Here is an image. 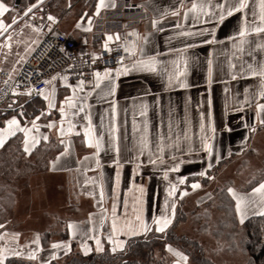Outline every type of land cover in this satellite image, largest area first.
Returning a JSON list of instances; mask_svg holds the SVG:
<instances>
[{"label":"snow or ice","instance_id":"1","mask_svg":"<svg viewBox=\"0 0 264 264\" xmlns=\"http://www.w3.org/2000/svg\"><path fill=\"white\" fill-rule=\"evenodd\" d=\"M45 0H27L23 8H17L14 4H9L6 0H0V47L7 49L11 53L14 36H23L24 29L28 28L35 34L36 38L28 37L30 43L16 39L15 43H25V53L30 54L35 51L33 45L39 43V37L47 29L53 32V26L59 23V17L51 13L44 12ZM67 7L71 9V0H68ZM118 5L117 0H94L92 12L87 10L79 15L73 28L82 33L80 39L84 45L89 44V34H91L101 45V50L89 53L81 52L89 60H82L88 64L91 79H85V71L78 69L75 83L69 82L70 70L76 69L77 57L68 52L63 46L59 47L62 57L68 61L66 69L57 72L42 81L44 87L39 88L35 85L10 88L14 96H33L42 97L41 107L34 109L31 115L24 109L23 105L16 104V101L8 104V109H13V105L20 108V111L0 119V149H4L8 142L15 138L21 143L23 153L31 156L33 151L42 143H48L50 136L48 133L41 132L45 127L49 131L56 130V141L63 148L54 159L50 161V170H60L61 161L72 155V142L69 137L79 136L77 131V117L83 114L82 119L86 125L82 126L83 140L87 147L93 152L83 157V160H91L95 164V171L100 169L99 177H87L83 181V186L92 185V190L83 194L96 199L100 206L99 213H89L86 222L70 221L67 223V230L72 239L80 237L79 247L85 255L93 251L88 241H94L95 251L104 252V245H109L110 252H126L129 241L135 237H143L147 240L149 234H160L164 236L177 214V206L183 198L187 197L191 191L204 187L201 180L206 182L214 181L216 177L210 174L217 165L224 160V154L217 149L218 132H232L233 129L223 124L219 129L209 111L207 122L205 113H199V136L198 143L191 132V121L185 117L181 129L180 122L174 125L171 117L167 123V130H164L163 121L160 130L156 133L153 140L150 122L147 119L149 105L145 101L139 104L138 114L142 121L138 124L135 119L136 112H133V143L129 148L132 153L130 159L124 163L132 164L130 176V186L124 193L121 200L122 170L124 163L121 162L120 148V125L118 121V102L115 99L119 88V80L131 72L151 73L164 78V86L167 89L179 87L186 89L190 85L185 77L189 66V50L199 44L217 45L228 43L225 49L228 54L229 69L231 79L238 77L252 78L256 83L246 87L243 93V101L237 100L238 107H233V112L244 113L245 108L253 112V117L241 122L248 131V135L242 137L240 153L250 147L249 141L259 129H264V0H177V4L171 7H160L156 0H148L144 4L125 3V8H139L147 13L149 8L153 12L150 20L153 31L140 33L135 28L124 34L121 32H108L101 30L99 34L94 32L98 27V21H103V13L115 10ZM239 14L238 24L235 29L225 39L217 38V28L224 24L227 18ZM7 14V18H6ZM169 17L175 18L169 20ZM183 21V23L181 22ZM165 23H171L175 29L172 35L167 37V42L171 45L172 41L178 38H185L182 47L169 46L166 53H161L153 48L149 51L148 46L153 43L152 37L157 32L164 31ZM19 25V27H15ZM200 27H197V26ZM128 28V25H124ZM57 36L60 33H55ZM115 45V47H113ZM116 53L113 56V53ZM168 56L170 59H163ZM25 56H20V61L25 60ZM90 61V63H89ZM103 61L104 66L96 67L98 62ZM208 64V83H212L213 61L211 58ZM114 65V66H109ZM13 72L8 74L5 84L13 79ZM57 82H62L66 89H70L69 95H65L62 100L57 101ZM227 92L228 89L226 88ZM95 95L98 102H107L109 107L105 112L109 113V123L107 125L108 139L105 141L103 134H97L96 125L93 124L91 108L88 98ZM110 98V99H109ZM209 108L211 98L208 99ZM135 108V106H134ZM127 111V110H125ZM58 114L59 119H51L53 113ZM47 121L45 124L39 123L41 118ZM103 124L104 116L101 115ZM154 145V147H153ZM255 151V149H252ZM111 151V165L114 166V176L108 178V188L111 192V209L104 208L106 199L105 180L103 165L101 164V152ZM234 155L231 148L227 150V156ZM200 162L199 171L188 175L179 174L181 167L186 163ZM77 161V171H80ZM151 166L153 172H159L161 181L165 187L162 202L156 205V211H150L147 199V186L145 183H137L136 176L141 174L144 167ZM71 171V169H64ZM89 169H85V172ZM173 174H176L173 176ZM198 177V178H197ZM151 179V176L149 177ZM252 177V180H255ZM252 180L248 181L251 185L250 191L238 190L235 186L228 185L222 191H226L231 200L234 201V212L238 217V222L243 225L252 216L264 217V171L259 180L252 185ZM79 184V181H77ZM98 199H97V191ZM79 195V194H78ZM158 196V193H154ZM209 199L211 195L207 194ZM202 202L201 200L197 201ZM122 205V211L118 207ZM87 224V227L82 226ZM5 223H0V264H13L14 260L21 262L27 261L28 264H51L52 260L58 259L59 253L65 254L71 251V240H60L51 243V259L41 258V236L35 234L34 238L25 244H20L21 233L9 231ZM107 225V229L105 226ZM166 251L174 259L172 264H189V256L185 252L173 247L172 244L165 245ZM127 264V261L124 262Z\"/></svg>","mask_w":264,"mask_h":264},{"label":"crops","instance_id":"2","mask_svg":"<svg viewBox=\"0 0 264 264\" xmlns=\"http://www.w3.org/2000/svg\"><path fill=\"white\" fill-rule=\"evenodd\" d=\"M136 2L147 3L148 0H134ZM6 2L9 3L8 0ZM160 7H171L177 4V0H156ZM18 8V7H17ZM19 9V8H18ZM150 18L143 21L141 25V33L153 31L151 29L150 20L153 16L151 8ZM239 14H235L232 17L226 19L224 24L217 28V38L225 39L226 35L230 34L238 24L237 17ZM7 18V14H6ZM175 18L169 17V20H174ZM58 23V28L66 33L72 34L77 39L81 35H77L74 30L71 31L65 23L63 24V18H60ZM183 23V21H181ZM19 25L15 26L18 27ZM197 27H200L199 25ZM175 29L171 26V23H165L164 31L157 32L153 35V43L148 46L149 51L155 48L161 53H166L169 46H175L177 48L182 47L185 38H178L172 41L171 45L167 42V37L172 35ZM78 36V37H77ZM21 38V36H19ZM80 42L82 43L81 39ZM197 43V46L189 50V66L187 71V76L185 77L187 83L190 85L186 89H181L179 87H173L172 89H167L164 86V78L156 76L151 73H141V72H131L127 76H123L119 80V88L117 90L115 99L118 102V123L120 125V148H121V162L124 163L126 160L130 159L132 153L129 148L133 143V112L135 110V119L139 124L143 118L138 114L139 104L141 101L147 102L149 105L148 117L150 122L152 139L155 140L156 133L160 130L161 122L163 121L164 130H167V123L171 117L174 130L175 124L180 122V127L183 129L185 125L183 120L187 117L191 121V132L194 134V139L198 143L199 136V113L203 111L205 113V118L207 122V114L210 111L212 113V118L215 120L217 128L219 129L223 124L229 125L233 131L224 132L220 134L218 132V139L220 143L217 144V149L220 150L225 157L229 145L239 144L242 142V137L248 135L247 129L244 128L241 122V116L244 120H249L253 117V112L249 108H245L244 113L233 112L231 109L233 107H238L236 103L237 100L243 101V93L246 87L252 86L256 81L252 78L238 77L236 80L231 79V70L229 69L228 54L225 49L229 47L228 43L217 44V45H207L199 44L197 41H190ZM0 43H2V38H0ZM83 44V43H82ZM84 45V44H83ZM84 46H90L84 45ZM25 43L13 44L11 53L7 49L0 47V57H5L9 61L20 60V56L28 57L29 54L25 53ZM34 47V46H33ZM20 49V51H19ZM19 52L18 55L15 52ZM25 58V59H26ZM163 59H170L168 56H162ZM211 58L213 61V73H212V83H208V59ZM24 62V60H23ZM57 87V101L62 100L63 95H69L71 90L66 89L65 86ZM228 89L226 92L225 89ZM211 98V107L209 108L208 99ZM110 99V98H109ZM88 103L92 105L91 113L93 124L96 125L97 134H103L105 141L108 139L107 125L109 123V113L104 110L109 107L107 102H98L95 95L88 98ZM135 106V108H134ZM127 110V111H125ZM101 115L104 116L103 124L101 123ZM83 114L77 117L78 128L82 131V126L86 125V121L82 119ZM78 131V129H77ZM41 132L56 135V130L53 129L49 131L45 127L41 128ZM51 138V137H50ZM70 139V137L68 138ZM72 142L71 152L72 155L64 158L61 161V169L52 171L49 173H63L66 176L75 175L79 173L85 174V176L96 177L100 179L99 172L100 169L95 171L91 170L95 168V164L91 160H83V157L90 155L93 149L87 147L82 139L80 142L75 143L74 140L70 139ZM80 144V145H78ZM154 147V145H153ZM231 147V146H230ZM111 151L107 153L101 152V164L103 165L104 180H105V190L106 199L103 204L104 208L111 209V192L108 188V178L114 176V166L111 165ZM77 161L82 163L79 165L80 171L76 170L78 165ZM188 166H192L194 163H186ZM132 164L124 163V168L122 170V183H121V200L123 199L124 193L130 186V176L132 172ZM183 167V166H182ZM181 167V168H182ZM195 167V165H194ZM193 167V168H194ZM71 169V171L64 170ZM85 169H89L85 172ZM191 172H195L194 169ZM190 175V174H189ZM151 176V179L149 177ZM137 183H145L147 186V199L150 211H156V205L162 202L164 196V183L161 181V176L159 172H153L151 166H146L142 169L141 174L136 176ZM98 189V188H97ZM99 191V189H98ZM154 193H158L155 196ZM98 196V194H97ZM95 201L92 203V209L86 214H82L84 217H77L75 219H70V221L75 222H86L88 220L89 213H99L100 206L95 205ZM155 208V209H154ZM118 211H122V205L118 207ZM82 226L87 227L85 223ZM107 229V225L105 226ZM75 241H80V237L74 239ZM91 240L88 241V243ZM90 243H94L91 241ZM95 244V243H94Z\"/></svg>","mask_w":264,"mask_h":264},{"label":"rangeland","instance_id":"3","mask_svg":"<svg viewBox=\"0 0 264 264\" xmlns=\"http://www.w3.org/2000/svg\"><path fill=\"white\" fill-rule=\"evenodd\" d=\"M8 1L9 4H11L10 0ZM67 3L68 0H66L65 5H67ZM71 3V9H69L66 14H62V17L63 20H65L63 21V24L65 23V26L73 31V25L79 18L78 11L80 10L81 5L80 2L76 0H71ZM18 8L21 7L19 6ZM58 11L59 10H51L49 13L57 15L60 18V11ZM43 14L44 12L40 13V15ZM63 15L66 16L64 17ZM60 21L61 20L59 19V22ZM74 32L77 35H82L78 30H74ZM28 37L33 39L36 38L35 34L32 33L30 29L25 28L24 35L21 36V38L19 36H14L13 44H17L15 43L17 38L30 43L31 41ZM41 37L42 35L39 37V40ZM15 54L18 55L19 52L17 51ZM22 63L23 61L17 63V60L9 61L5 57H0V73L5 72L9 74L15 69V72L13 73L14 77ZM56 86L60 87L64 85L62 82H57ZM64 96L65 95H63V97ZM40 99H42V97H40ZM14 100L16 101V104L23 105L29 115H31L33 110L36 109V99L18 97ZM12 101L5 104L3 109H0V119L6 117H3V114L6 112L10 111V116L15 112L20 111V108L16 107V105H13V109H8L7 105L12 103ZM59 101L60 99L58 102ZM51 119L58 120V114L54 112ZM46 122L47 121L43 117L41 118V121H39L41 124H45ZM77 129L80 132V135H72L70 137L75 143L80 142L83 139V133L80 131L81 128L77 127ZM50 137L56 139V135L51 134ZM249 144L250 147L246 148L243 153H240L239 151L242 142L229 145L228 149L231 148L234 155L228 157L226 153L224 157L226 163L222 164L221 167L217 165L211 170L210 174L216 177L214 181L206 182L201 180L204 185L203 188L195 191L190 190V194L184 198L185 211L192 212L196 210L202 213L206 209H209L212 213L211 222L212 224H216L219 219L224 217L216 208V204L212 206L209 205V202L213 200V195L216 189L224 188L225 185H232L238 190L250 191L251 185L248 181L252 180V177H255L256 179L252 180V185H254L256 180H259L261 177L262 171H264V129L258 128L257 132L250 139ZM252 149H255V151ZM25 159L29 162L33 161L32 158L28 159V157H25ZM200 167V162H196L192 166L185 164L181 168L179 174L191 177V174L193 173L191 170L194 169L196 172L200 170ZM49 171L50 170L29 173L24 177H12L7 181L0 179L3 181L0 182V223H5V221H7L6 227L9 231L21 233L20 244L29 242L34 238L35 234L39 233L41 236V247L43 249L40 253L42 259H51L49 255L51 252V243L60 240H71V251L67 254L61 251L58 259L51 261V264H68L71 255L84 253L79 247L80 243L71 238L70 233L67 230V223L70 219L84 217L82 214H87L92 209V203L94 201L96 202V199L83 194L86 191L92 190V185L83 186L85 174L81 175L78 171L79 175L75 174L66 176L63 173H49ZM174 175L176 174H173V176ZM77 181H79V184ZM95 190L98 194V189L96 188ZM207 194H210L212 198L209 199ZM201 198L202 202L198 203L197 201L201 200ZM201 222L194 221L190 217L188 220L180 222L176 227V232L178 234H187L193 239H198L204 246L205 255L215 264H247V258L243 253L240 251L231 252L227 250L229 242H227L225 237L216 239L212 234V230L214 229L213 226H211L209 231L201 232L199 230V227L202 224ZM90 242L89 245L92 246L93 251H95V244ZM166 244H172L173 247L185 252V254L189 256V264H198L192 260V257L187 251L181 248L179 245L180 243L163 242L155 248L156 255L161 256L165 251L164 254L167 257L166 260L168 264H172L174 257L166 251ZM108 247L109 245L105 243L104 249H107Z\"/></svg>","mask_w":264,"mask_h":264},{"label":"trees","instance_id":"4","mask_svg":"<svg viewBox=\"0 0 264 264\" xmlns=\"http://www.w3.org/2000/svg\"><path fill=\"white\" fill-rule=\"evenodd\" d=\"M76 1H79L81 5L78 15L82 14L85 10L91 14L94 0ZM10 2L16 7L20 6L23 8L27 0H10ZM65 4L66 0H45L44 13H49L51 10H59V16L63 18L62 14H66L69 10ZM63 16L65 17L66 15ZM68 34L73 36L70 33ZM77 40L80 42V36ZM89 44L95 49L99 47V43L92 39L91 34H89ZM32 99L37 100L35 104L36 109L44 103L40 97ZM9 114H11L10 111L4 113L3 117L9 116ZM62 150L63 148L58 145L56 139L50 138L47 144L42 142L33 151V154L28 156L23 153L20 141L13 138L4 149L0 150V179L7 181L12 177H24L29 173L48 171L50 161ZM25 157H28V159L32 158L33 161L29 162ZM225 163L226 161L223 160L219 166L221 167ZM0 182L3 181L0 180ZM224 188L216 189L213 200L209 202L211 206L216 204V208L224 216L216 224H212L211 222L212 213L209 209H206L202 213L196 210L192 212L185 211L183 198L178 203L177 214L173 225L164 236H160V234H149L147 240L143 237L132 238L124 253L117 252L113 254L108 247L102 253L92 251L88 255L79 253L71 255L68 264H124L125 261H127V264H168L167 257L164 254L165 251L161 256L156 255L155 248L163 242L180 243L181 248L187 251L192 257V260L198 264H215L205 255L204 246L198 239H193L187 234H178L176 232V227L180 222L188 220L190 217L194 221H202L199 227L201 232H207L213 226L212 234L216 239L225 237L227 242H229L227 250L243 253L247 258V264H264V217L251 215L241 225L234 212V201L231 200V197L228 196L226 191H222ZM13 264H28V262L14 260Z\"/></svg>","mask_w":264,"mask_h":264},{"label":"built area","instance_id":"5","mask_svg":"<svg viewBox=\"0 0 264 264\" xmlns=\"http://www.w3.org/2000/svg\"><path fill=\"white\" fill-rule=\"evenodd\" d=\"M118 7L115 10H109L107 13L102 12L104 17L103 21H98V27L94 29V32L99 34L101 30L108 32H121L122 34L131 31L132 28H135L141 33V25L143 21L147 18H150L151 12L148 10L147 13L143 12L139 8H125L123 5L125 3L137 5L144 4L142 2H136L134 0H117ZM127 24L128 28H125L124 25ZM60 33L57 36L55 33ZM92 36V35H91ZM92 39H96L92 36ZM99 43V42H98ZM63 46L68 52L72 53L77 57L76 69H72L71 75L69 76V82L75 83L78 77L76 76V71L78 69H83L85 71V79H91L89 75V65L82 62V60H89V57L83 56L81 58V52L89 53L92 51L101 50V45L97 49L90 46H84L79 42L74 36L69 35L66 32L59 30L58 24L53 26V32L49 33L47 29L44 30L39 43L34 46L35 51L31 52L28 57L21 64L19 70L12 80H9L8 84H5L4 81L8 79V73H0V109L4 108V105L10 101L17 99L18 97H27V96H14L10 88L16 87V81H19V87L24 88L27 85H35L36 87H44L42 81L47 79L51 75H54L57 72H62L66 69L68 61L66 57H62V54L59 52V47ZM115 47V45H113ZM113 56L116 55L114 52ZM90 63V61H89ZM104 66L103 61L98 62L96 67L101 68ZM114 66V65H109ZM38 96H33L35 98Z\"/></svg>","mask_w":264,"mask_h":264},{"label":"flooded vegetation","instance_id":"6","mask_svg":"<svg viewBox=\"0 0 264 264\" xmlns=\"http://www.w3.org/2000/svg\"><path fill=\"white\" fill-rule=\"evenodd\" d=\"M58 98V97H57Z\"/></svg>","mask_w":264,"mask_h":264}]
</instances>
